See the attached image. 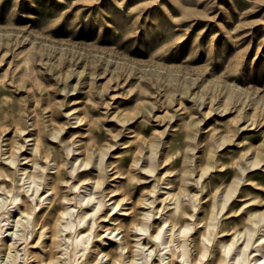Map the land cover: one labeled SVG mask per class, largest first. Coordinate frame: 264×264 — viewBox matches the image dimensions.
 <instances>
[{
	"label": "rangeland",
	"instance_id": "rangeland-1",
	"mask_svg": "<svg viewBox=\"0 0 264 264\" xmlns=\"http://www.w3.org/2000/svg\"><path fill=\"white\" fill-rule=\"evenodd\" d=\"M56 162L66 178L50 204ZM0 171V236L14 243L0 246V264H85L86 250L74 261L64 235L50 251L41 242L66 206L71 235L98 200L80 247L95 244L87 264H170L169 249L185 264L179 238H189L186 264H198L204 234L201 264H224L221 245L247 226L253 264L264 253V0H0ZM57 203L50 226L33 225ZM147 211L148 231L136 236ZM167 217L177 221L161 232L170 247L152 238ZM186 224L184 238L176 229Z\"/></svg>",
	"mask_w": 264,
	"mask_h": 264
},
{
	"label": "bare ground",
	"instance_id": "bare-ground-1",
	"mask_svg": "<svg viewBox=\"0 0 264 264\" xmlns=\"http://www.w3.org/2000/svg\"><path fill=\"white\" fill-rule=\"evenodd\" d=\"M37 146H40V150L42 153L45 154L46 150L44 147H42V145L40 144H37ZM11 154L8 156V158L10 159V162L12 163L13 161V158H14V154L12 152H10ZM84 165L86 166L88 164V162L86 160H84ZM61 162V161H60ZM56 168H58V163L56 162ZM5 169H8V167H6ZM2 170V169H1ZM58 171L56 173V176L55 178H53L52 182L49 184V189L48 191H50V204L57 198H60L61 197V193H60V190H61V186H60V182L62 180H64V178H66V176H64L63 173H60L59 171V168L56 170ZM79 175H81L80 173H78ZM77 174V175H78ZM3 173L0 171V176H2ZM36 176L37 175H28V179H30V183L32 184H36V185H39L37 182H36ZM85 180H88V179H85ZM5 182H1L0 183V190H5L7 187L4 185ZM97 184H99V181H95V187H97ZM35 192H38L39 189L38 187L36 186L35 187ZM9 193V192H8ZM43 193H40L39 196H42ZM90 196V195H88ZM87 195H83L82 196V199L79 201V203H82L83 201H86V204L89 203V201L91 200V197H88ZM226 197H229L228 194L225 195ZM1 197V196H0ZM19 199L21 200V204H22V209L20 210L21 213H24V214H27V215H33V207L32 205H29L27 204L26 201H24L20 195H18ZM47 199V197L45 198ZM14 201H15V198H14ZM13 201V202H14ZM15 203V202H14ZM49 204V206H50ZM148 204H151V202H149ZM225 202H223L220 207L224 206ZM36 205H37V202H36ZM103 205V202L102 200H98L97 203L94 204L93 206V210L92 212H89V211H85L83 209H81V212H79V214H77V221L74 219V226H75V229L73 231V234L76 235L75 236V239L74 241L71 239L72 238V235H70V232L72 230V227H70L67 223H63V219L66 218L67 216H71V213H72V209L71 207L69 206H66L59 214V217H57V222L54 223L53 225L50 226L51 222L54 221L56 218L54 217V213L55 212H58V208L61 206V203H57L55 206L52 207V211L48 213V215H46V217L44 216H41V215H38L35 214L34 217H33V225H39V228H44V227H48L50 226V236H49V240H50V244L48 245L47 241H42L41 242V246L44 247L47 251H50V250H53L54 247H61L62 244L59 243V242H55L54 238L56 236H66L67 237V240H71L70 244L71 245H74V250L72 252V257L74 258V261L77 259L76 258V255L78 252L80 251H84L86 250V258H85V264L87 263H91L90 262V257L91 255H89V252H90V248H92L93 246H95V244H92L90 247H83L82 249L80 248L84 243H86V238L88 236V233L91 232V230L93 229V233L95 232V229L94 226H93V223H96V220L99 216L95 217L96 213L99 211L100 213V209ZM120 205V201H114L112 203V209H115L116 207H118ZM49 206L47 208H49ZM13 207L15 208H19L20 206L15 203L13 205ZM64 207V206H63ZM174 214L173 215H177L178 219L177 221H181L183 219V216H182V212H183V209L176 205V207L174 208ZM4 212V211H3ZM150 211L148 212H144L142 214V222L141 223H135L132 225L131 229L134 228V232H140V233H136L137 235L136 236H139V235H142V233H146L148 231V226H147V222L148 220L150 219ZM1 214V213H0ZM6 215H8L6 218H9L10 217V212H6L4 213ZM3 215V214H2ZM93 216V219H92V225H90L88 223L87 225V229L86 231H83L81 230L83 228V225L85 223H87V220H90V217ZM95 217V218H94ZM53 218H55L53 220ZM88 218V219H87ZM174 218V217H173ZM177 221H172L171 219H168V217L166 219H164V222H163V225L162 226H159L157 227V232H155L154 234H152V238L154 239H157V238H161L159 244H156V245H166V246H169V243L172 242V239H162V235H161V232H163V229H164V225L166 223H169V229L166 230V231H173L174 228L176 227L177 225ZM89 222V221H88ZM53 223V222H52ZM254 223V222H253ZM121 229V226H116V227H109L106 229V231H108V234H114L115 231H118ZM191 229V225L190 224H186V225H179L178 229H176V231H178V234L181 235V237L183 236L185 238V234L187 233V231ZM121 233V231H119ZM172 235L174 234V232H171ZM41 234V233H40ZM234 237H233V240L230 242V243H223L221 245V248H222V251L224 253V256L220 259V262H223L224 264H248L246 262V259H245V256H246V248H248L250 246V242H251V228L249 226H247L246 230L244 232H234ZM244 235H247V238L244 240V246L243 247H237V251L236 252H230L231 249H232V246L235 245V243ZM96 236V235H94ZM240 236V237H238ZM65 238V237H64ZM237 238V239H236ZM264 238V237H263ZM66 239V238H65ZM189 240V238H185L182 242V240L179 238V241L178 243L176 244V247L175 248H178L179 249V255L181 257V259H183V261L185 262H188V251H187V246H186V241ZM27 241V240H26ZM210 242V238L208 237V235H202V238H201V244H203V249H202V253H201V256L200 258H198L196 260V262L198 264H201L202 262V258H204L206 256V252H207V246L205 245V242ZM67 242V241H66ZM200 243V242H199ZM6 245V248L8 249H11V245L14 246V243H7V241L5 240L4 237H1L0 236V246H5ZM142 246H145V245H142V243H140L139 241L136 242V249H141L140 247ZM126 245L124 246H119V256H121V252L123 249H125ZM145 248V247H143ZM8 249V250H9ZM236 249V248H235ZM64 250V249H62ZM1 251V250H0ZM27 251V250H26ZM257 251H259L262 256L260 257H257L259 255L255 254L254 256L256 257H253V260H254V263L253 264H264V253L261 252V248H258ZM52 253V252H51ZM67 252H61L60 255H64L66 254ZM232 253V254H231ZM105 254V253H104ZM101 251L97 253V255H99L98 259L100 257H102L104 255ZM27 255V254H25ZM24 255V256H25ZM29 255V253H28ZM107 255V254H105ZM48 256H49V253H48ZM51 256V255H50ZM70 256V257H71ZM82 256V255H81ZM175 256V253L173 250L169 249V258L170 259V264H175L173 262V257ZM53 257V256H52ZM59 257V256H58ZM27 258V257H26ZM36 258V257H35ZM48 259V258H47ZM54 259V258H53ZM57 259V258H56ZM71 259V258H70ZM38 260V258H37ZM69 260V259H68ZM68 260L64 262V264H68ZM110 260V258H109ZM27 261V260H26ZM95 261V262H94ZM94 264H96L98 262V260H94ZM92 262V263H93ZM52 263L51 259L49 258V260H45L43 258H40L39 259V262L38 264H50ZM98 264V263H97Z\"/></svg>",
	"mask_w": 264,
	"mask_h": 264
}]
</instances>
